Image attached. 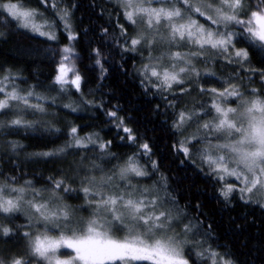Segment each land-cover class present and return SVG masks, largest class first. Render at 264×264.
Segmentation results:
<instances>
[{"label":"snow or ice","instance_id":"snow-or-ice-1","mask_svg":"<svg viewBox=\"0 0 264 264\" xmlns=\"http://www.w3.org/2000/svg\"><path fill=\"white\" fill-rule=\"evenodd\" d=\"M61 2L38 0L41 11L25 7L22 0H0V15L6 13L17 27L48 40L57 39L58 19L67 40L75 41L71 12L60 7ZM116 2L135 32L129 36L128 28L118 25L130 45L124 50L147 52L138 69L141 84L146 91L153 88L173 97L167 106L173 111L172 129L180 137L174 149L219 185L226 203L238 196L245 204L264 208V0ZM48 10L56 19L45 17ZM94 52L96 65L103 68L100 51ZM77 59L75 47L65 45L52 84L59 93L74 90L83 103L91 104L83 100L84 77ZM216 62L231 67L227 77L198 67ZM23 79L11 68L0 67V135L36 130L48 115L46 102H56L37 92L36 85L22 89L17 81ZM257 80L260 87L252 86ZM194 90L201 98L198 106L179 107V100ZM63 107L77 111L71 104ZM106 114L125 134L119 139L136 149L122 165L105 171L95 160L85 163L81 155L68 172L49 176L41 188L32 180L16 186L15 176L0 181V238L23 243L21 253H0V264H235L208 243L212 233L202 221L193 222L183 213L167 191L165 177L159 186L138 179L159 171L151 159L152 147L140 142L116 111ZM69 137L63 147L34 155L63 158L69 149L94 145L99 159L115 157L112 140L100 141L98 134L80 136L77 126L70 128ZM7 146L13 152L22 147L11 141ZM140 156L148 158L152 172L139 162ZM67 199L83 203L74 207ZM81 211L88 216L79 215ZM20 216L25 222L17 224Z\"/></svg>","mask_w":264,"mask_h":264},{"label":"trees","instance_id":"trees-1","mask_svg":"<svg viewBox=\"0 0 264 264\" xmlns=\"http://www.w3.org/2000/svg\"><path fill=\"white\" fill-rule=\"evenodd\" d=\"M22 2L26 7L40 8L38 0ZM60 7L71 12V30L77 36L71 43L79 56L77 69L84 77L83 100L92 103H83L80 93L74 90L70 94L60 93L55 104L46 102L48 115L43 117L42 126L38 125L36 130L14 129L0 135V173L3 174L0 181L15 176L16 186L22 185L25 180H32L37 188H41L49 176H57L61 170L68 172L70 165L78 162L81 155L86 157L85 163L95 160L105 171L122 165L136 149L119 139L125 134L117 129L115 118L106 114L116 111L118 116L124 117L127 126L133 128L140 142L146 141L152 147L151 159L156 161L159 171L152 172L148 158L140 156L139 162L152 172L145 180L157 185L162 183L161 177H165L167 191L175 196L183 213L193 222L202 221L204 229L212 233L208 241L220 252L228 254L235 264H264V208L245 204L238 196L226 203L217 191L219 185L174 149L180 137L172 129L173 111L167 106L173 97L168 92L160 93L153 88L146 91L141 84L138 69L146 62V51L124 50L130 45L121 36L118 25L124 24L129 36H134L135 32L123 20L117 2L62 0ZM40 10L43 11L42 8ZM45 16L56 19L51 10L45 12ZM56 26L57 39L48 40L17 27V22L8 18L6 13L0 15V32L4 33L0 37V67L11 68L20 74L24 79L17 83L22 89L36 85L37 92L42 95L53 97L58 93L52 79L61 58V49L69 41L58 19ZM94 50L100 51L103 68L96 65ZM253 62L257 61L254 59ZM198 67L224 77L231 72V67L222 62L199 64ZM252 86L260 87V82L257 80ZM200 99L194 90L179 100V107H191ZM64 104H71L77 111L63 107ZM27 118L33 119L31 116ZM72 126L79 128L80 136L98 134L100 141L112 140L110 151L115 153V157L107 162L99 159V149L94 145H90L89 149H69V154L63 158L34 155L63 147L70 141ZM9 141L22 147L13 152L7 146ZM77 186L73 184V187ZM66 202L78 207L83 200L67 199ZM79 215L87 217L88 212L81 211ZM24 222L23 216L16 221L17 224ZM208 225H211L210 229ZM22 251V242L0 238V253L5 257Z\"/></svg>","mask_w":264,"mask_h":264},{"label":"rangeland","instance_id":"rangeland-1","mask_svg":"<svg viewBox=\"0 0 264 264\" xmlns=\"http://www.w3.org/2000/svg\"><path fill=\"white\" fill-rule=\"evenodd\" d=\"M115 2H116V0H114ZM26 7V6H25ZM27 8H29V7H27ZM45 17H47V16H45ZM49 19V18H48ZM49 20H51V19H49ZM37 22L38 23H42L43 22V20L42 19H39L38 18V20H37ZM61 28L63 29V26H61ZM45 30H47V29H45ZM55 31H56V35H57V31H58V27L56 26V28L54 29ZM69 44L70 45H72V43L69 41ZM68 44V45H69ZM154 55H158V53H154ZM145 56H147V52H145ZM40 93V92H39ZM40 94H42V93H40ZM59 95H60V93L58 92L55 96H53V97H55L56 99L59 97ZM47 96V95H46ZM49 103H51V101L49 100L48 101ZM192 131H194V129L192 130ZM90 135V134H89ZM93 138H96L95 136L93 137ZM197 163H199V161H197ZM123 164V163H122ZM138 179H142V183L143 184H145L146 186H151L153 183H149V182H147L146 180H145V178L143 179V178H138ZM143 181H145V182H143ZM161 183L159 182L158 184H157V186H159ZM162 195H163V193H162ZM24 217V216H23ZM25 218V217H24ZM208 243L209 244H211L212 245V243H210L209 241H208ZM212 247L213 248H215V249H217L214 245H212ZM218 251H220L219 249H217ZM222 253V252H221Z\"/></svg>","mask_w":264,"mask_h":264}]
</instances>
